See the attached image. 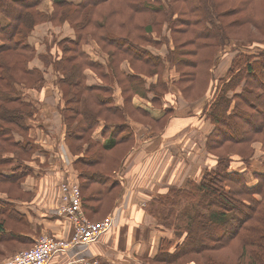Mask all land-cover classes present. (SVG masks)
Listing matches in <instances>:
<instances>
[{
  "label": "trees",
  "instance_id": "trees-1",
  "mask_svg": "<svg viewBox=\"0 0 264 264\" xmlns=\"http://www.w3.org/2000/svg\"><path fill=\"white\" fill-rule=\"evenodd\" d=\"M42 1L0 0V191L9 195L8 200L0 199V243L16 242L19 247L11 250L15 253L33 241L22 235L25 230L20 228L29 230L30 224L13 199L26 196L22 183L34 174L18 158L20 152L31 160L39 149L28 135V121L36 109L22 100L16 84L40 91L47 86L44 72L56 74L64 103L65 143L76 157L83 208L93 222L101 212L111 213L122 193L116 172L136 141L127 113H139L157 125L163 120L153 119L132 100L138 96L159 104L168 84L160 73L170 65L181 73L175 83H187L183 93L190 95L200 86L203 101L181 114H205L213 126L205 146L216 163L203 171L199 181L189 179L185 187H173L166 196L151 200L157 223L155 214L161 212L163 223L175 229V241L164 237L153 261L177 264L191 254L201 256L203 264H264V174L256 175L257 183L250 185L245 172L231 169L237 157L250 165L253 143L261 142L264 150V37L248 41L255 50L230 47L238 41L235 33L247 26L264 36V0H54L51 14L39 9ZM48 20L55 25L67 20L75 30L74 39L59 40L58 59L38 53L28 40L34 27ZM165 25L173 47L161 56L146 45L161 46L154 34L162 35ZM93 41L100 48L96 56L86 49ZM101 51L108 54V65L99 59ZM231 51L236 55L226 75L216 80L212 70ZM35 58L44 70L29 68ZM125 63L131 72L122 69ZM88 69L103 80L101 85L86 83ZM152 75L158 76V82L150 86L144 76ZM115 84L123 104L117 103ZM100 125L103 142L96 139ZM20 135L23 139L17 140ZM15 151L14 156L7 155ZM187 201L192 202L190 211L178 210ZM155 204L163 208L154 211ZM170 218L178 224L169 223ZM220 249L237 252L238 261L205 256ZM2 252L0 257L6 254ZM194 260L199 264L192 258L181 264Z\"/></svg>",
  "mask_w": 264,
  "mask_h": 264
},
{
  "label": "crops",
  "instance_id": "crops-1",
  "mask_svg": "<svg viewBox=\"0 0 264 264\" xmlns=\"http://www.w3.org/2000/svg\"><path fill=\"white\" fill-rule=\"evenodd\" d=\"M72 1L78 2L79 0ZM39 9L51 14L54 10V0H43ZM45 26L51 28L49 24H45ZM39 28L43 30L41 27ZM52 29H54V33L51 38L46 37V40L51 39L53 43L58 42V39L62 37L75 38L74 31L68 23ZM63 30L65 31L64 35H62ZM28 40L30 44L36 46L32 37H29ZM51 43L44 49L36 46L38 53H48L50 57L54 56L56 52L52 48L55 45ZM90 46H93L95 50L99 49L94 41L87 46L88 51H90ZM148 50L154 54L165 56L153 47H148ZM235 55L236 52L231 51L221 59L216 67L217 71L223 72L221 77L226 75ZM29 68L44 70V65L39 58H35L29 63ZM122 69L131 72L127 63L122 65ZM46 72L52 73L56 79V74L53 71L48 69ZM85 73L87 81L90 75L96 77L92 83L88 81L89 86L102 84L98 76L91 70H86ZM147 79L146 83L150 84L149 78ZM52 83L50 88L43 87L42 98L44 100L53 93ZM54 84L56 87V82ZM28 93L36 98L41 95L40 92L33 90ZM115 95L117 103L123 104L121 89L117 84H115ZM211 95L212 91L210 90L205 97L207 101L210 100ZM141 100L144 99L138 96L134 97L133 105L136 108H143L144 104ZM60 105L59 114H35V120L31 118L28 121L31 129L30 137L40 149L33 154L29 163V166L34 169V174L27 177L22 188L25 192L33 194L34 198H31L32 201L29 202H17L16 209L20 214L26 216L30 224L29 230L22 232V235L32 240H34L35 232H40V230H45L50 236L59 239H67L74 232L75 226L68 218L47 219L33 213L35 208H39L43 215H47V211H55L58 208L61 197L59 189L61 180L79 184L78 173L74 168L76 157L71 155L65 143L66 126L61 115L64 103L61 102ZM182 106L185 107V104L181 102L179 110L183 109ZM146 109L151 113L150 117L155 120L162 117V114H158V109ZM177 115L179 114L174 116L177 117ZM180 116L186 119V123L182 124L187 126L186 131L181 133L179 128L165 137L168 133L166 130L163 137L156 140L147 135L148 127L131 120L128 121L139 139L116 172L123 188L112 211L118 215L117 225L108 231L99 243L91 244L87 248L79 247L75 252L81 251L85 256L98 257L102 264H150V260L158 255L164 237L175 241L174 234L171 235L169 230L161 227L151 214V200L159 196H166L173 187H185L189 179L199 181L201 170L214 168L216 163L215 161L210 165V155L205 150L207 137L213 130V126L206 119L205 114L200 112L194 115L180 114ZM103 128L104 126L100 125L96 134V139L100 142L104 141L101 136ZM141 128L146 132H139L138 129ZM17 140L21 139L17 136ZM253 149L254 153L249 166L240 157L233 158L231 166V169L236 172H245L250 180V185L257 183L254 176L264 174V159H261L264 157L263 144L256 142L253 144ZM174 152H176L175 155L170 157ZM0 199L8 200L1 193ZM69 258L70 254L68 253L59 254L53 264H64Z\"/></svg>",
  "mask_w": 264,
  "mask_h": 264
},
{
  "label": "rangeland",
  "instance_id": "rangeland-1",
  "mask_svg": "<svg viewBox=\"0 0 264 264\" xmlns=\"http://www.w3.org/2000/svg\"><path fill=\"white\" fill-rule=\"evenodd\" d=\"M229 7H232V3L229 4ZM65 23H68L70 25V27L73 29L74 31V34H75V30L74 28L71 26L70 22L65 20L63 23L61 24H53L51 21H45V22H42V23H39L37 24L34 29L32 30L31 34L29 37H32L34 39V45L36 46H40L42 47V49L46 48V46L51 43V39H47L46 40V37H50L52 36V34L54 33V29H52L53 27H58V26H61ZM45 24H49L51 26V28H47L45 26ZM41 27L43 30H40ZM37 28V29H36ZM164 32H162V35L159 34V32H155L154 36L156 39L160 40L161 42V46L160 47H155V46H150L149 44L146 45L148 47H153L157 50H159V53L161 52L162 54H164L165 56L167 55V48L169 49L170 47L172 48L173 47V42H171V33H170V30L169 28L167 27V25L164 26ZM65 34V31L63 30L62 32V35ZM159 34V35H158ZM258 32L255 31L254 29H252L251 27L247 26V27H244L242 28L241 30L239 29V31L237 33H235V35L233 37H236L238 41H234L230 47L232 49H250V50H255L254 48H251V44L248 43L249 40L253 39V38H256V39H261L263 38L264 36H258ZM58 39V38H57ZM62 39H65V37H62L58 40H62ZM51 44H54L55 46L52 48V50L54 52H56V54L51 55L53 59H58L60 57V54H61V50H60V47L59 46V41L58 42H55ZM141 44V43H140ZM99 47V46H98ZM230 48V49H231ZM90 51L92 53H94L93 55H95V49H93V46L89 47ZM100 49V48H99ZM231 49V50H232ZM229 50V49H228ZM225 50H223L224 52ZM96 56V55H95ZM99 59L105 64V65H108L110 63V59H109V56L108 54L104 53L101 51V55L99 56ZM222 59V58H221ZM221 59L219 60V63L221 62ZM218 63V64H219ZM128 64V63H127ZM129 66V65H128ZM90 70V69H88ZM92 71V70H91ZM142 73H146V71L144 69H141L140 70ZM214 72V75L213 77L217 79L221 78V75L223 74V72H219L215 69L212 70ZM86 72V71H85ZM93 72V71H92ZM94 73V72H93ZM162 75V78L163 80L165 79L167 81V85H166V93L164 94V96L160 97L159 98V104L155 105V104H151L150 102H147V100H141L142 104H144V107H140L141 109H144L148 114H151L149 112V110H147L146 108L148 109H151V110H154L153 108L155 109H158L159 110V113L158 114H162V117L163 120L161 121V124L160 125H157L155 123H152L146 116L144 115H137L139 113H133V112H128L127 113V117H128V120H131L133 122H136L138 124H141L143 125L144 127H148L147 129H150L151 130V133L150 134H153V138L152 139H159L160 137H163V133H165V131L167 130L168 133H166L165 137H167L169 134H171L172 132H175L176 130H178L180 128V132H184L186 131L187 129V126L186 125H182V124H185L186 123V119H183L180 114H181V110H179L180 108V103L182 102L183 104H185V107H183V109H186L187 107L189 106H195L197 107L202 101L203 99H201L200 95L201 93H198L199 89H200V86H198L195 91H193L192 93H190V95L188 94H185L183 93V88L186 86L187 83H184V84H179L177 85V83H175V80H178L180 79V76H181V73L178 71V69H176L175 67L173 66H167L165 71L160 73ZM148 75V74H147ZM44 76H45V81H46V85L49 87L52 83V86H51V89L53 90V93L52 95L46 97V99L44 100L42 97H43V91H44V88L40 89V91L36 90L35 88H27L25 87V83H21V84H16V87L17 89L20 90L21 92V98L22 100H24L25 102L27 101L28 103H31L34 105L35 109L34 112H32L31 114H59V110H60V103L63 102V98H61V90L59 89V87L57 86V83H56V87H55V82L57 81L55 79V76L52 74V73H49V72H45L44 73ZM87 78V77H86ZM99 78V77H98ZM147 78H149L150 81L148 82H151L150 84H154L156 85L157 82H158V76L157 75H152V76H144V79H145V82L148 80ZM100 79V78H99ZM96 80V77H94L93 75H90L88 76V81L90 83H92V81ZM156 80V81H155ZM88 81L86 79V83L88 84ZM100 81L102 82L103 80L100 79ZM215 81H213L214 83ZM149 83H147V85H150ZM150 85V86H151ZM54 87V88H53ZM50 88V87H49ZM35 91V92H40V96H38L37 98L35 96H32L28 93V91ZM162 93H164V90L162 89ZM60 99V100H59ZM134 99V98H133ZM61 101V102H60ZM181 101V102H180ZM133 102V100H132ZM129 110H132V108H130ZM70 111V110H69ZM156 112V111H155ZM166 113V114H165ZM168 114V115H167ZM175 114H179L176 116H174ZM204 114V113H203ZM167 115V116H166ZM182 115V114H181ZM160 118V119H161ZM154 119V118H153ZM33 120H35V117H33ZM159 120V119H158ZM118 122V120L116 119L115 122ZM120 121V120H119ZM132 122V123H133ZM73 126H75V122L73 123ZM183 127V128H182ZM133 130V129H132ZM30 131L31 129L29 130V137H30ZM134 131V130H133ZM139 132H146L145 130H143L142 128L139 130ZM134 134L136 136V141L139 139V137L136 135L135 131H134ZM147 134H149V132H147ZM20 139H23V137L20 135L18 136ZM17 138V137H16ZM31 138V137H30ZM32 139V138H31ZM33 140V139H32ZM34 141V140H33ZM135 141V143H136ZM35 143V142H34ZM256 143V142H255ZM254 144V143H253ZM37 145V144H36ZM38 146V145H37ZM39 147V146H38ZM206 147V146H205ZM253 147V145H252ZM40 149V147H39ZM38 149V150H39ZM133 149V148H132ZM37 150V151H38ZM207 151V149H205ZM36 151V152H37ZM122 151H125L126 150L123 148ZM35 152V153H36ZM208 152V151H207ZM219 152V151H218ZM17 152H11V153H8L7 155L9 156H14V154H16ZM119 153H122V152H119ZM130 153V152H129ZM176 152L172 153L170 155V157L174 156ZM220 153V152H219ZM179 154V153H178ZM208 154L210 155V161H211V164H214L216 158L210 153L208 152ZM19 158L18 160L23 162L25 161L26 164L29 165V163L31 162V160H27L28 157L27 156H24V154H21L19 152ZM33 156V155H32ZM22 157V158H21ZM180 158V157H179ZM209 161V162H210ZM123 162V161H122ZM204 172L201 170L200 172V177L199 179L202 178ZM29 176H32V175H29ZM28 177V176H27ZM26 177V179H27ZM255 177V176H254ZM25 179V180H26ZM25 180L23 181V183L25 182ZM71 181H68V180H61V183L59 184V189H60V185L62 183H70ZM22 183V185H23ZM73 183V182H72ZM77 184V183H76ZM79 186V189H80V194H81V188H80V184H78ZM23 189V188H22ZM24 191V190H23ZM1 194H4L7 198H9V195L4 192V191H0ZM26 196L24 197H21V198H16V199H13L14 201H16V204L17 202H29V201H32L31 198H34V195L31 194V193H25ZM81 196V195H80ZM36 198V197H35ZM44 199V196L42 197V201ZM38 197H37V201H38ZM45 201V200H44ZM40 202V201H39ZM81 203H82V197H81ZM59 204H60V201H59ZM192 205V202L190 201H187L184 205H181L179 206L178 210L180 209H184V210H189L190 211V207ZM157 207H160V206H157V204L154 205V211H155V208ZM160 208H163V207H160ZM82 210L85 214V211H84V208H83V204H82ZM113 211V210H112ZM111 211V213H109L107 216H103L104 215V212H101L98 217H96L97 219H93V222L95 223H98L100 221H102L103 219H105L106 217H108L109 215L111 214H116V213H113ZM33 213L34 215H40V217H45L47 219H51V218H55V219H63L64 217H61L59 215L56 214L55 211H47L46 214L47 215H43L42 211L39 209V208H35L33 210ZM157 217H158V220H159V225L161 227H163L164 229H167L169 230L171 233V235H173L175 233V229L173 227V230L170 229L169 227H167L164 223H163V220H162V215H161V212H158L155 214ZM85 217L87 220H89L85 214ZM103 217V218H102ZM101 218V220L99 219ZM100 220V221H99ZM90 222H92L91 220H89ZM169 223H171L172 225L174 224H178V222L172 218L168 219ZM30 227V226H29ZM22 231L26 230V227H22L20 228ZM174 231V232H173ZM42 236H50V234L45 231V230H40V232H35L34 234V240L32 241V243H25L24 245L21 246V250L13 253V251L11 252L12 249L16 248V247H19L17 245L16 242H13V241H10V242H7V244H1L0 243V249L3 250L2 253H4V251L6 252V254L2 255V257H0V262L2 261H5L11 257H13L14 255L22 252V251H25V250H29L31 249L35 244L36 242L42 237ZM52 236V235H51ZM208 253L205 254V256H212L213 258L217 259L218 261H226L228 263H235L237 262V252H233L229 249H220L218 251H207ZM189 256L188 258H184L185 259H181V260H178L177 261V264H181L182 260L183 261H186L188 260L189 258H192V259H198L199 264H203L204 261H203V258L201 256H195L194 255L192 256L191 254L190 255H187ZM154 258H152V260H150V264H165V263H157L156 261H153ZM101 261V260H100ZM196 261L194 260V262H189L187 264H196L195 263ZM101 264H102V261H101ZM170 264H175V263H170Z\"/></svg>",
  "mask_w": 264,
  "mask_h": 264
},
{
  "label": "built area",
  "instance_id": "built-area-1",
  "mask_svg": "<svg viewBox=\"0 0 264 264\" xmlns=\"http://www.w3.org/2000/svg\"><path fill=\"white\" fill-rule=\"evenodd\" d=\"M60 193V204L55 212L72 221L75 226L73 234L67 239L42 236L31 249L22 251L0 264H53L55 258L63 253L70 254L64 264H101L98 257L85 256L81 251L75 250L99 243L101 238L117 225L118 215L111 214L98 223L90 222L82 210L78 184L62 183Z\"/></svg>",
  "mask_w": 264,
  "mask_h": 264
}]
</instances>
